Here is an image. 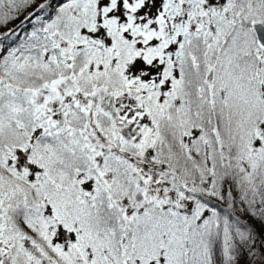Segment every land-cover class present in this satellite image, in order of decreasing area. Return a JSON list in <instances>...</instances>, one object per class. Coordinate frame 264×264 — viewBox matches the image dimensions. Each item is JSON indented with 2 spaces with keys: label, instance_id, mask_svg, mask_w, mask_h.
<instances>
[{
  "label": "snow or ice",
  "instance_id": "snow-or-ice-1",
  "mask_svg": "<svg viewBox=\"0 0 264 264\" xmlns=\"http://www.w3.org/2000/svg\"><path fill=\"white\" fill-rule=\"evenodd\" d=\"M262 233L264 0H0V264H264Z\"/></svg>",
  "mask_w": 264,
  "mask_h": 264
},
{
  "label": "trees",
  "instance_id": "trees-1",
  "mask_svg": "<svg viewBox=\"0 0 264 264\" xmlns=\"http://www.w3.org/2000/svg\"><path fill=\"white\" fill-rule=\"evenodd\" d=\"M21 19H23V17H21ZM19 23H20L19 20L15 22V24H19ZM13 26H14V25H9V27H13ZM253 226L256 228V230H257L258 232H261V226H260L259 224L253 222ZM262 235H264V233H262ZM242 264H246V261H243V260H242Z\"/></svg>",
  "mask_w": 264,
  "mask_h": 264
}]
</instances>
